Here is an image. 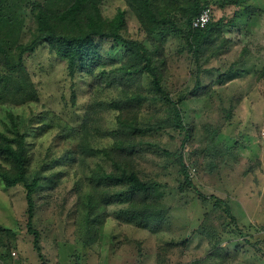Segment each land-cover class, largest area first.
Listing matches in <instances>:
<instances>
[{
  "label": "rangeland",
  "instance_id": "374dc122",
  "mask_svg": "<svg viewBox=\"0 0 264 264\" xmlns=\"http://www.w3.org/2000/svg\"><path fill=\"white\" fill-rule=\"evenodd\" d=\"M194 1L151 0L158 23L144 26L127 0H102L104 21L124 13L122 41L94 38L101 60L72 78L47 44L20 47L38 38L40 8L73 0H0V132L14 123L26 135L29 175L40 179L31 216L24 185L0 179V264L42 242L127 249L132 237L159 264H231V251H264V0H199L219 26L196 55ZM123 40L152 53L160 91L147 74L121 80ZM134 96L142 103L126 104ZM1 169L10 166L0 159ZM124 169L149 185L146 201L117 182Z\"/></svg>",
  "mask_w": 264,
  "mask_h": 264
},
{
  "label": "trees",
  "instance_id": "16d2710c",
  "mask_svg": "<svg viewBox=\"0 0 264 264\" xmlns=\"http://www.w3.org/2000/svg\"><path fill=\"white\" fill-rule=\"evenodd\" d=\"M151 0H127L130 8L137 16L141 25L158 23L155 18V13L150 5ZM102 0H73V2L65 9L57 12L47 11L40 8L37 14V32L38 38L31 45L20 47L22 52H33L38 46L47 44L50 51L58 58L64 60L67 64V71L70 77H74L78 69L88 71L98 65L101 60L97 53V48L94 38H107L122 41L121 31L124 28V13L118 12L117 16L110 21H104L99 12V5ZM194 9L188 17V25L192 37L189 46L194 50V54L198 53V47L202 45L208 34L211 33L214 27L219 26V23H208L205 28L193 30L191 23L193 18L198 15L203 9L208 8L202 6L199 0L193 2ZM125 50L128 54V63L122 66L118 73L121 74V80L136 75L147 74L151 79V84L155 90H161L160 78L157 70L153 66V56L146 47L137 41H124ZM199 88V81L196 82V89ZM141 104V97L134 96L128 100ZM123 103L115 101L110 108L120 110L126 108ZM174 115L177 128H182L181 112L174 106ZM125 129L120 131L129 135L143 134L140 128L132 126H124ZM12 131L10 136H6L0 132V159L9 164L10 169L0 170V179L6 187L11 188L18 184H23L26 190V198L28 204V214L31 216L33 209L32 196L39 188L40 179L37 175L30 176L28 171V157L26 150V135L20 133L18 127L12 123ZM118 135V134H116ZM119 136V135H118ZM117 136V137H118ZM101 153L110 156L114 166L119 165L118 157H126L125 144H121L116 148L115 155L103 150ZM129 157V156H128ZM117 176V182L128 186L129 193L135 198H142L143 202L147 200L149 194V185L144 183L134 172L122 170ZM114 175H110L108 179L114 182ZM143 210V209H142ZM226 214L231 216L229 208H226ZM36 247V245H34ZM37 248V247H36Z\"/></svg>",
  "mask_w": 264,
  "mask_h": 264
},
{
  "label": "crops",
  "instance_id": "0c3cea01",
  "mask_svg": "<svg viewBox=\"0 0 264 264\" xmlns=\"http://www.w3.org/2000/svg\"><path fill=\"white\" fill-rule=\"evenodd\" d=\"M137 240L135 237L129 239L130 246L127 249L124 247L125 243L119 244V241L115 247L112 243H107L105 246L92 244L81 246L79 249L75 245L65 246L61 242L58 247L51 248L49 243L42 242L39 249L34 244L20 249L18 264H159L158 258L155 257L156 251L152 254L143 253L141 256L138 246L140 242ZM252 251V249L231 251L229 261L231 262L234 257V263L231 264H264V251L258 253ZM152 255H155L154 258H151ZM187 262L192 264V261Z\"/></svg>",
  "mask_w": 264,
  "mask_h": 264
},
{
  "label": "built area",
  "instance_id": "2783aa9c",
  "mask_svg": "<svg viewBox=\"0 0 264 264\" xmlns=\"http://www.w3.org/2000/svg\"><path fill=\"white\" fill-rule=\"evenodd\" d=\"M212 12L209 8L203 9L198 15H196L191 23L193 30H200L206 27L211 22ZM14 255V253L12 254Z\"/></svg>",
  "mask_w": 264,
  "mask_h": 264
}]
</instances>
